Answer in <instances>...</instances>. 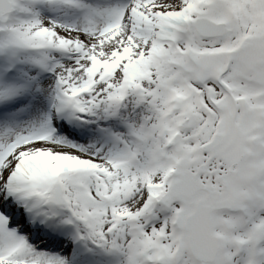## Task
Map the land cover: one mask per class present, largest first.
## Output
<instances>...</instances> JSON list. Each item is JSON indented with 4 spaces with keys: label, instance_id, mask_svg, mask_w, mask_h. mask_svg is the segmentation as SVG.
I'll return each mask as SVG.
<instances>
[{
    "label": "snow or ice",
    "instance_id": "1",
    "mask_svg": "<svg viewBox=\"0 0 264 264\" xmlns=\"http://www.w3.org/2000/svg\"><path fill=\"white\" fill-rule=\"evenodd\" d=\"M0 264H264V0H0Z\"/></svg>",
    "mask_w": 264,
    "mask_h": 264
}]
</instances>
